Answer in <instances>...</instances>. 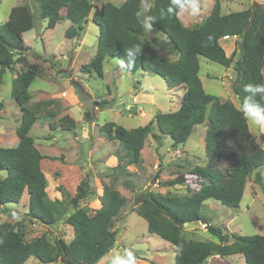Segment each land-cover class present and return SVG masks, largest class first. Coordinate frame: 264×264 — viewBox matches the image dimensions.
I'll use <instances>...</instances> for the list:
<instances>
[{
    "label": "trees",
    "instance_id": "1",
    "mask_svg": "<svg viewBox=\"0 0 264 264\" xmlns=\"http://www.w3.org/2000/svg\"><path fill=\"white\" fill-rule=\"evenodd\" d=\"M35 2L48 29H54L62 20L71 22L65 33L69 40L81 37L90 16L99 26L97 52L82 67L83 72L103 78L106 58L114 57L121 61L126 71L142 70L161 76L168 90L185 88L175 112L157 113L148 124L135 129L128 130L112 122L101 127L104 137L119 141L124 148L123 154L117 152L118 165L114 171L129 174V166L141 164V153L150 136L159 144L161 135L171 137L172 147L177 150L188 141L195 126L208 120L205 144L209 161L206 167L192 170L193 175L205 181L199 190L186 197L147 192L136 208L138 215L147 221L149 232L175 248V264H205L214 255H242L246 264H264V235H229L206 222L201 215V208L208 199L238 208L247 180L254 173L255 183L264 187L262 174L258 171L264 167V148L250 131L242 111L248 104L264 108V92L251 91L264 87V6L256 4L223 14L221 0H216L205 20L190 28L184 26L179 17L181 9L189 5L188 0H153L147 13L142 10L143 0H125L120 5L108 2L100 8H94L92 0ZM146 22L167 37L172 53L178 54L177 60L163 58L145 41ZM34 26L35 15L28 4L13 7L7 21L0 26V85L6 71H14L18 65L13 98L22 113L16 130L18 145L0 147V209L20 204L27 191L29 216L46 226H55L73 208L74 212L66 222L73 228L74 237L68 243L64 240L53 243L44 234L27 242L14 224L1 223L0 264H26L31 258L40 264H99L116 247L118 233L114 223L127 204V198L112 185L103 184L102 206L91 215L88 209L79 208L80 202L93 194L87 177L80 182L74 196L67 193L65 200L50 199L49 182L42 168L45 157L29 135L39 119L38 111L28 107L32 99L29 89L40 72L26 58L29 47L23 35ZM228 37L237 38L240 50L234 65L237 78L233 84L239 107L208 94L199 75L201 57L224 67L232 66L236 53L228 56L221 44ZM137 47L141 49L139 53L134 50ZM52 104L57 102L49 100L43 105ZM2 108L0 102V110ZM48 115L55 117L56 113L48 112ZM61 122L67 124L65 130L77 128L76 121L68 115L62 117ZM154 125L159 134L154 132ZM1 173L6 176L2 177ZM185 183L186 176L180 175L164 184L174 187ZM201 220L219 239L218 243L183 237L186 224Z\"/></svg>",
    "mask_w": 264,
    "mask_h": 264
},
{
    "label": "rangeland",
    "instance_id": "2",
    "mask_svg": "<svg viewBox=\"0 0 264 264\" xmlns=\"http://www.w3.org/2000/svg\"><path fill=\"white\" fill-rule=\"evenodd\" d=\"M153 0H143L142 10L147 13ZM94 8L110 2L120 4V0H92ZM216 0H196L199 11L193 15L189 5L183 7L180 19L184 26L195 27L201 24L212 12ZM28 4L35 15V26L24 33L23 38L29 47L26 58L35 64L40 74L29 89L32 97L28 107L38 111L39 119L30 131L35 145L45 157L42 168L48 179L50 199L65 200V195L74 196L75 188L89 177L93 194L81 201L79 208H86L91 215L102 206L103 184L112 185L127 198V204L115 219L114 229L118 233L115 249L99 264H175L176 250L148 230L145 219L136 212L139 200L147 192L176 197H186L197 192L204 180L192 174L196 167H206L205 136L208 120L194 127L185 145L173 149V141L161 135V144L150 136L141 153L142 162L128 168L129 174L114 171L106 160H115L117 152L124 153L119 141L109 140L100 129L106 123H115L128 130L144 126L157 113L175 112L181 103L185 88L168 90L165 80L156 74L142 70H124L118 58L108 57L104 62V77L83 72L82 67L95 56L98 48L100 28L91 16L80 38L69 40L65 37L71 22L62 20L54 29L47 28V21L40 18L35 0H0V26L8 19L15 6ZM264 6V0H221L223 13L237 12L253 5ZM95 10V9H94ZM145 41L149 42L160 55L169 60L178 59V54L168 49L167 37L159 31L147 27ZM156 36V37H153ZM164 40V41H163ZM234 41V40H232ZM236 44L227 47V55L236 53L231 67L200 58V78L205 91L217 96L222 102L231 101L239 107L238 98L233 93L237 78L234 65L239 57ZM225 48L226 41H222ZM158 46V47H157ZM166 51H162L164 47ZM162 49V50H161ZM19 66L14 71H6L0 85V147L14 148L18 145L16 130L22 113L19 103L13 98V81ZM137 97V99H135ZM62 98V101H60ZM68 98V99H67ZM57 104L45 107L46 101ZM75 103H74V102ZM48 112L56 113L50 117ZM72 117L77 128L68 131L61 118ZM249 128L264 148V126L249 122ZM156 134L159 130L153 126ZM109 154V155H108ZM110 162V163H111ZM118 165V164H117ZM264 180V167L258 169ZM180 175L186 176V183L166 187L165 182ZM5 177V173H1ZM256 173L248 178L243 199L238 208L227 207L214 199H208L201 208L204 220L221 228L224 233L233 235H264V187L255 183ZM155 180V184L152 182ZM129 182V185L127 184ZM29 194L25 191L18 205L0 209V224L10 222L25 236L27 242L47 235L51 242L64 240L67 243L74 237L73 228L66 222L73 208L55 226H46L29 216ZM203 220L188 223L182 235L192 241L219 242ZM231 239V238H230ZM232 241V239H231ZM26 264H40L31 258ZM62 264V263H57ZM205 264H246L242 255L221 257L214 255Z\"/></svg>",
    "mask_w": 264,
    "mask_h": 264
},
{
    "label": "clouds",
    "instance_id": "3",
    "mask_svg": "<svg viewBox=\"0 0 264 264\" xmlns=\"http://www.w3.org/2000/svg\"><path fill=\"white\" fill-rule=\"evenodd\" d=\"M188 4L191 7L192 14L195 15L199 11V5L196 3V0H188ZM183 7V5L181 6ZM147 27H151L148 25ZM137 53L140 52V48L134 49ZM133 50H129L131 52ZM252 92H264V87L251 89ZM245 117L255 126H264V108L258 107L256 104H248L242 109Z\"/></svg>",
    "mask_w": 264,
    "mask_h": 264
},
{
    "label": "crops",
    "instance_id": "4",
    "mask_svg": "<svg viewBox=\"0 0 264 264\" xmlns=\"http://www.w3.org/2000/svg\"><path fill=\"white\" fill-rule=\"evenodd\" d=\"M125 0H120V4H122L123 2H124ZM119 4V5H120ZM221 8H222V6H221ZM182 11V10H181ZM181 11L179 12L180 14H181ZM222 13H223V10H222ZM231 13V12H230ZM180 14H179V17H180ZM223 14H227V13H223ZM91 19H92V16H91ZM153 37H156V36H153ZM232 40H237V38L236 37H228V38H224L222 41H226V46H225V48L224 49H226L227 47H230L231 45H235L236 44V42H234V41H232ZM164 41V40H163ZM222 41H221V43H222ZM167 43H170V42H167ZM158 47V46H157ZM164 47V46H163ZM167 47H168V49H170L171 50V44H167ZM163 49V50H162ZM161 50L162 51H166L167 52V50L168 49H166V47H164V48H162ZM169 51V50H168ZM226 53H227V51H226ZM16 77V76H15ZM68 99V98H67ZM135 99H137V97L135 98ZM60 101H62V98H61V100ZM74 102V101H73ZM75 103V102H74ZM179 109V108H178ZM177 109V110H178ZM176 110V111H177ZM112 141V140H111ZM183 145H185V144H183ZM183 145H181V146H183ZM180 147V146H179ZM178 150V149H177ZM180 151L178 150L177 151V153H179ZM109 155V154H108ZM45 160V159H44ZM43 160V161H44ZM43 161H42V163H43ZM106 161H108V163L111 165V168H114V167H116L117 166V164H118V161H117V163L115 162V160H113L112 162H111V160H106ZM111 162V163H110ZM129 167H131V166H129ZM128 167V168H129ZM75 191L74 192H76L77 191V187L74 189ZM58 199H55V200H62V199H59V197H57ZM103 261V260H102ZM101 261V262H102Z\"/></svg>",
    "mask_w": 264,
    "mask_h": 264
},
{
    "label": "water",
    "instance_id": "5",
    "mask_svg": "<svg viewBox=\"0 0 264 264\" xmlns=\"http://www.w3.org/2000/svg\"><path fill=\"white\" fill-rule=\"evenodd\" d=\"M153 184H155V180L152 182ZM203 224H205L206 225V223L205 222H203Z\"/></svg>",
    "mask_w": 264,
    "mask_h": 264
}]
</instances>
